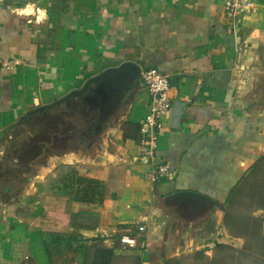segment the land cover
I'll return each mask as SVG.
<instances>
[{"label":"crops","instance_id":"1","mask_svg":"<svg viewBox=\"0 0 264 264\" xmlns=\"http://www.w3.org/2000/svg\"><path fill=\"white\" fill-rule=\"evenodd\" d=\"M225 2L0 0V264H206L217 244L246 247L224 220L264 159V100L242 85L264 65V7L232 32ZM126 62L170 76L155 164L140 150L146 88L100 125L104 100L38 112ZM154 165L170 175L151 180ZM246 187L237 198L264 205ZM177 192L225 211L187 221L163 203ZM253 215L264 235V206Z\"/></svg>","mask_w":264,"mask_h":264},{"label":"water","instance_id":"2","mask_svg":"<svg viewBox=\"0 0 264 264\" xmlns=\"http://www.w3.org/2000/svg\"><path fill=\"white\" fill-rule=\"evenodd\" d=\"M140 65V63L126 62L118 67L108 68L88 79L80 89L70 92L51 105L39 108L38 112L61 105L70 106L72 101L79 98H85L93 104L104 100L105 106L100 110L99 120H97L100 125L109 113L114 112L119 103L122 102L123 107L127 108L137 93L145 88L142 83ZM163 203L187 221L205 218L217 210L225 211L221 203L195 192L171 194L163 199Z\"/></svg>","mask_w":264,"mask_h":264},{"label":"built area","instance_id":"3","mask_svg":"<svg viewBox=\"0 0 264 264\" xmlns=\"http://www.w3.org/2000/svg\"><path fill=\"white\" fill-rule=\"evenodd\" d=\"M264 7V0H226L224 5L225 18L228 28L234 32L242 24L245 17L256 14L257 10ZM142 83L151 97V108L149 116L141 127L143 139L141 141V154L155 164V154L158 146V137L163 129L165 117L172 109L170 96V76L156 68L142 71ZM170 175V168L167 165H154L150 179L157 181L167 178ZM144 232V226L138 228ZM123 245L130 248H145L146 242L138 240L137 236L123 235L120 238Z\"/></svg>","mask_w":264,"mask_h":264},{"label":"trees","instance_id":"4","mask_svg":"<svg viewBox=\"0 0 264 264\" xmlns=\"http://www.w3.org/2000/svg\"><path fill=\"white\" fill-rule=\"evenodd\" d=\"M247 185L255 187L251 189L252 196L259 194V189L264 188V159L256 166L252 171L250 177L245 181L244 187L230 200V208L236 210L239 207L247 210L249 214H243L241 216L233 215L232 211H226L224 225L229 234L235 238H241L247 241V245L244 249L238 250L230 246L217 244L214 250L213 258H208L206 264H262L264 262V235L261 232L262 221L253 215V211L258 206H264L263 204L254 203L255 199L249 201V203H242L237 196H241L245 193ZM259 188V189H257ZM254 197V196H253ZM258 199L261 198L264 201V195L261 193ZM260 200V199H259ZM195 260H203V257L197 253L194 257Z\"/></svg>","mask_w":264,"mask_h":264},{"label":"rangeland","instance_id":"5","mask_svg":"<svg viewBox=\"0 0 264 264\" xmlns=\"http://www.w3.org/2000/svg\"><path fill=\"white\" fill-rule=\"evenodd\" d=\"M260 70H255V71H250V74L248 71H243V74L245 75L242 77L243 81V86L244 87H250L252 90V94L250 96L257 95V101L264 100V65L260 64ZM254 103V101H252ZM255 106V103H254ZM249 202V198H245V200L242 201V203H247ZM233 215L235 216H241L243 214H249L247 210L243 209L242 207L237 208L236 210L232 211ZM193 259V256L190 255L186 258L180 259V263L178 264H204L202 261H196ZM249 264V262H247Z\"/></svg>","mask_w":264,"mask_h":264}]
</instances>
